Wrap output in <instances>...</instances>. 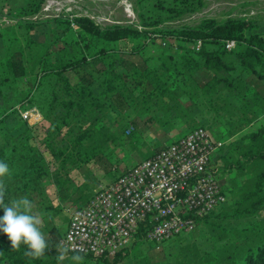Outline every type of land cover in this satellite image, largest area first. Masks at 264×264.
<instances>
[{
    "label": "trees",
    "instance_id": "trees-1",
    "mask_svg": "<svg viewBox=\"0 0 264 264\" xmlns=\"http://www.w3.org/2000/svg\"><path fill=\"white\" fill-rule=\"evenodd\" d=\"M136 1L140 28L126 24L101 27L88 18L76 17L74 28L67 18L24 24L27 30L60 24L62 34L51 43L27 41L22 45L15 32L11 34L0 60V159L10 167L9 175L0 178V196L8 203L27 191H41V179L47 178L61 200L75 203L85 197L83 190L91 183L86 165L100 168L112 182L134 167L129 164L130 169L122 174L114 171L119 162L107 153L109 143H122L120 137H131L134 129L128 125L124 131L119 128L120 134L112 132L108 115L122 119L131 111L133 127L134 120L144 115L145 121L161 128L176 119L185 120L190 130L204 128L216 141L231 139L218 151L213 164L225 174L244 179L231 190V202L226 200L213 213L195 217L189 235H205L207 250L201 243L187 246L179 251L178 264H264V123L238 137L253 118H264V36L252 32L254 24L243 18L165 26L171 14L182 13L173 4L166 9V2L174 0ZM42 2L30 0L15 12L27 15L37 11ZM197 40L201 41L198 52L192 49ZM228 41L235 43L231 50L225 48ZM57 43L61 47L54 49ZM33 47L44 51L34 72H29L24 51ZM69 73L77 77L75 84H71ZM22 103L36 106L41 120L30 127L19 123L10 130L5 122L15 113L12 105ZM197 113L203 118H197ZM156 114L161 117L153 119ZM209 120L225 127L223 137L216 138L208 130ZM123 144L131 148L134 143ZM134 145L137 148L136 142ZM161 149L159 145L155 150ZM15 160L22 169L21 184L15 182V169H19ZM72 170L79 171L85 182L70 194L66 186ZM229 192L225 188L226 198ZM45 220L48 247L43 255L33 257L23 244L13 248L6 235L0 234V264H121L127 258L147 264L141 258V248L147 246L153 226L149 218L130 248L112 259L80 255V262L72 260L78 254L58 250L65 232L61 233L50 217Z\"/></svg>",
    "mask_w": 264,
    "mask_h": 264
},
{
    "label": "built area",
    "instance_id": "built-area-1",
    "mask_svg": "<svg viewBox=\"0 0 264 264\" xmlns=\"http://www.w3.org/2000/svg\"><path fill=\"white\" fill-rule=\"evenodd\" d=\"M53 3L44 7L53 11ZM74 28L72 8L55 10ZM233 41L226 42L227 50ZM201 41L192 46L200 50ZM28 120V112L22 114ZM264 119V118H263ZM264 123V120H263ZM224 147L204 128L189 130L152 157L142 160L109 185L100 188L84 206L74 209L58 250L94 258L112 259L128 249L140 226L149 218L152 229L146 244L160 245L189 235L195 217L213 213L226 203L220 170L214 158Z\"/></svg>",
    "mask_w": 264,
    "mask_h": 264
},
{
    "label": "rangeland",
    "instance_id": "rangeland-1",
    "mask_svg": "<svg viewBox=\"0 0 264 264\" xmlns=\"http://www.w3.org/2000/svg\"><path fill=\"white\" fill-rule=\"evenodd\" d=\"M11 2L14 11L11 14L3 15L2 13H0V30L6 29V26L10 25L12 27H16L17 32L14 34L18 37L20 42H22L20 35L21 31L24 37V45L27 41L36 42L33 39H39V36L41 34L39 30H35V32L31 33L30 31L32 30H27L24 24L30 22L36 23L57 20L59 18H53V14H55V10L57 8H61V12L63 13H65V10H67V8H72V14L88 18L101 27L112 24H126L140 28L138 25V5L136 0H119L114 2L100 3H96L90 0H43L40 8L37 11H33L27 15H19L15 11H17L19 8L26 7L27 5H29L30 0H12ZM49 2L53 3L52 7L54 10L46 12L44 10V7ZM166 4V9L174 7L176 5L175 10H179L182 13L177 14L175 12L171 14L170 17L164 22L163 25L165 26H195L206 20L225 21L227 19L243 18L249 20L254 24V30L252 32H257L264 36V0H174L173 3L168 4L167 1ZM172 4L174 6H172ZM62 18L65 17L63 16L61 17V19ZM40 26L46 27V31L49 28L50 30H54L57 28L62 30V26L58 23H48ZM4 34L5 33H3V35ZM154 40V42H158L157 37H154ZM46 43L47 42L39 44ZM26 50V52L24 51V56L27 61L29 72H34L39 58L43 54L44 49L41 47H33ZM68 76L70 82H73V75L69 74ZM196 117L203 118V114L197 113ZM253 119L254 121L256 120V118ZM263 120L264 119L262 117H259L257 121H253L254 123L252 122V124L246 130H242L241 134H239L238 137L262 124ZM127 126L128 124L122 126L121 131H124L123 129ZM206 126L216 138L223 137L219 129L225 127H223L220 122L210 123L209 120V124ZM118 134H120V132ZM120 139L125 143L132 142L135 144L137 137L136 134H133L131 137L122 135ZM133 145L130 149L132 152L126 158V163H124V165L126 164V167L129 166V164L132 165L134 162L144 158V155L138 152L139 148L137 149L135 145ZM15 167L19 168L15 169V182L21 184L23 182V180L20 178V175L22 174V169L18 166L17 160H15ZM116 173L119 174V172ZM219 173L221 175L223 172L220 171ZM243 179L244 178L239 179L235 177L234 174L223 173L221 175V182L224 183L225 188L230 191L227 195V202H231V200H233L231 190H236L237 186H239L241 180ZM34 185L36 186L37 184ZM40 186L41 191H27V193L25 194H19L17 198L26 195L32 201V212L40 219V227L46 239L48 237V234L46 233L47 228H45V219L47 217H50L51 223L54 226L60 228L59 230L61 233H64L66 231L70 217L74 211L73 207H75L77 202L72 203L70 202V200L67 201V199L64 201L61 200L59 198V195L57 194L56 187L53 186L50 180L47 178L41 179ZM84 195L91 197L93 193H86ZM51 223H49V227ZM203 236L205 235L196 237H193V235H186L183 237H178L177 239L174 238L175 240L172 239L160 245V249L158 250H155V247L147 243V246L145 245L141 248V258L146 259L147 264H178L179 260L181 259L178 253L179 251L186 249L187 246H198V244L201 243L203 245L204 250H207V239ZM150 246L152 248H150ZM187 252L188 258L192 259L191 252L188 250ZM121 264L138 263L137 261L131 258H127Z\"/></svg>",
    "mask_w": 264,
    "mask_h": 264
},
{
    "label": "crops",
    "instance_id": "crops-1",
    "mask_svg": "<svg viewBox=\"0 0 264 264\" xmlns=\"http://www.w3.org/2000/svg\"><path fill=\"white\" fill-rule=\"evenodd\" d=\"M11 1L12 0L0 1L1 2L0 13L4 15V14H11L14 11L11 5L12 3ZM6 27H7L6 29L0 30V60H2L5 57V50L7 49V45L9 44L10 37L12 36L11 34L17 32V28L14 26L12 27L10 25ZM45 28L46 27L39 26L34 30L30 31L31 33H33L35 32V30H39L41 33L39 39H33V38L32 39L35 40L37 43H43V42L51 43L52 40L54 41V39H56L58 35L62 34L59 28L54 30H50L49 28L47 31L45 30ZM3 33L5 34L3 35ZM20 35L22 40L21 44L24 45L23 42L24 37L21 31H20ZM60 47L61 44L57 43L54 46V49H59ZM72 75L74 78L71 84H75L77 82V77H75L74 74ZM98 82L100 81L98 80ZM12 106L13 107L11 109L15 113L11 115L5 122V126L10 130H14L17 127H19L18 126L19 123H23L26 126L30 127L40 122L41 115H40V111L37 109L36 106L32 107L29 106L27 103H22L19 105H12ZM25 112H28V120H26L22 116V114ZM122 116H123L122 119H118L116 114L108 115L107 125L109 129L114 133L115 132L119 133L120 132L119 128L127 124L131 126L130 127L131 130L134 129L133 133L136 134L137 137L136 143L138 144L137 149L139 148L138 152L144 155L143 159H140L133 163L134 166L139 162H141L142 160L152 157L157 152L155 150L157 146L162 145L163 147H165L176 141L178 138H180L190 130L189 124H187L185 120L176 119L171 122L170 126L161 128L160 126H157L154 123L150 124L148 123V121H145L147 116L144 115L141 118L134 120L133 122L134 127H133L132 124L129 123V121L134 119L131 111L124 113ZM160 117H161L160 114H156L155 116H153V119H157ZM219 131L222 133L221 135L224 136L226 129L221 128L219 129ZM225 140L226 139L221 140L222 142H224V145L231 139L226 141ZM130 149H131L130 146L129 145L124 146L123 142L122 143L117 142V145H115L114 143H109V150L107 153L111 152L113 156L117 158L119 163L117 164V166L115 165L114 171L119 172V174H122L130 169V168L128 169V166L126 167V164L124 165V163H126L125 161L126 158L132 152ZM85 168H86V173L91 181L87 189L83 190L85 193L87 192L94 194L100 188L107 186L112 182V179L109 176H105L104 172L100 168L94 166L93 164L86 165ZM70 178H71V182L66 187H67V191L70 194H72L73 192L78 191L79 188L81 189L85 181L83 175L77 170L71 171ZM89 197L90 196H85L81 199H78L77 204L73 208L76 209L82 206L88 200Z\"/></svg>",
    "mask_w": 264,
    "mask_h": 264
},
{
    "label": "clouds",
    "instance_id": "clouds-1",
    "mask_svg": "<svg viewBox=\"0 0 264 264\" xmlns=\"http://www.w3.org/2000/svg\"><path fill=\"white\" fill-rule=\"evenodd\" d=\"M9 173V164L0 159V178ZM32 207V201L26 195L8 203H4L0 196V209L3 213L0 215V234L6 235L11 247L19 248L23 244L33 257L38 258L45 253L48 244L40 227L41 221L33 214ZM72 260L80 262L83 257L74 255Z\"/></svg>",
    "mask_w": 264,
    "mask_h": 264
},
{
    "label": "water",
    "instance_id": "water-1",
    "mask_svg": "<svg viewBox=\"0 0 264 264\" xmlns=\"http://www.w3.org/2000/svg\"><path fill=\"white\" fill-rule=\"evenodd\" d=\"M93 2H114V1H119V0H90Z\"/></svg>",
    "mask_w": 264,
    "mask_h": 264
}]
</instances>
